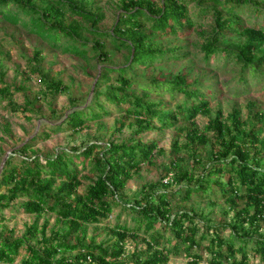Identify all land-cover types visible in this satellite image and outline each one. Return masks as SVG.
I'll list each match as a JSON object with an SVG mask.
<instances>
[{"label": "trees", "instance_id": "16d2710c", "mask_svg": "<svg viewBox=\"0 0 264 264\" xmlns=\"http://www.w3.org/2000/svg\"><path fill=\"white\" fill-rule=\"evenodd\" d=\"M33 1L0 0V16L11 5L20 7L11 20L17 24L35 17L31 32L42 35L54 45L63 35L75 34L76 26L67 28L62 22L49 21L51 17L63 16L69 7L73 15L81 19H93L94 23L101 20L73 8L67 0H58L56 3L60 7L45 9L33 5ZM194 3L199 10L196 18L214 16L213 35L202 48L207 60L224 51L242 62L245 68L256 71L257 66L264 65V29L244 26L237 13V8L243 5L260 11L258 5L264 4V0H164L160 3L122 0L123 15L113 33L97 35L112 38L118 49H130L133 63L148 68L164 55V51L154 48L155 37L187 36L194 29L196 23L189 9ZM203 4H214L215 8L203 7ZM234 33L246 38L240 49L231 51L218 45ZM95 46L100 50V59L108 60L104 43L99 41ZM70 51L84 54L73 47ZM186 55L168 58L180 60ZM129 71V67L108 69L109 73H118L120 88H110L103 96L111 105H127L126 115L139 122L138 134L174 127L182 115L191 122V126L180 129L186 133L184 147L195 154L207 144V135L194 126L193 120L199 114L210 112V101L199 91L183 86L185 76H177L178 82L164 87L162 82H153L157 92L163 88L183 94L188 103L187 106L178 105L176 111L161 112L158 108L163 104L145 100L149 90L142 97L127 91L133 83L127 76ZM34 72L44 76L38 69ZM48 87L56 95L64 89L60 80L53 81ZM13 97L10 87L0 88V102L7 101V108L13 113L25 112L14 104ZM109 114L105 105L97 100L84 109L71 112L62 128L65 125L67 130L78 133L88 122L101 120ZM253 117L257 119L258 127L250 131L238 110L226 118L218 114L209 121L205 131L215 132L218 150L212 155L211 168L203 167L201 173L196 169L188 170L181 164L183 159L176 158L182 145L175 141L171 150L172 181L147 183L142 186L140 197L132 202L126 200V204L121 203L120 195L127 183L143 165L150 164L155 155L163 154L158 141L143 143L138 140L132 145L112 143L107 147L90 145L83 151L31 156L28 152L33 150L35 142L46 141L51 134L45 132L32 137V141L17 149L20 158L10 157L0 175V264H15L22 248L26 255L20 264H169L172 256L181 255L188 258V264H251L255 260L264 264V171L261 169L264 138L260 137L264 113L256 112ZM50 128L56 132L61 126ZM86 170L94 173L96 178L90 180L81 195L79 188L85 179H89L84 174ZM174 183L179 185V190L170 191ZM3 187L7 192L1 193ZM193 197L209 199L212 204H215L214 199H223L234 212L232 221L211 226L196 221L198 215L195 212L174 210V203L182 204ZM19 199L24 200L19 205L21 210L34 216L35 222L27 227L24 236L15 237L12 230L4 231L6 217L3 211ZM119 204H123L130 220L121 221L118 217L112 224L111 215ZM49 214L56 216V226L51 229L47 218L39 225V219ZM129 221L134 225L130 226ZM91 225L102 226V232L110 239L97 243L92 237L88 241ZM226 231H229L227 237ZM72 236L74 242L70 239ZM129 240L140 241L143 248L129 253L126 249Z\"/></svg>", "mask_w": 264, "mask_h": 264}, {"label": "rangeland", "instance_id": "374dc122", "mask_svg": "<svg viewBox=\"0 0 264 264\" xmlns=\"http://www.w3.org/2000/svg\"><path fill=\"white\" fill-rule=\"evenodd\" d=\"M58 0H35L33 5L40 9L46 7H60ZM73 8L101 18L98 23L93 19H81L73 15L71 7L65 14L58 18H50L51 22H62L65 27L76 26L74 36H62V39L54 45V42L47 40L40 34L31 32L34 18L26 19L15 24L11 19L20 11L16 5L9 6L6 13L0 16V88L10 87L14 93V104L25 109L13 113L7 108V101L0 102V175L7 160L13 156L20 158L17 149L25 143L32 141V137L45 132L51 137L43 142H35L33 150L28 155L52 156L60 152L83 151L90 145L106 146L107 144H134L138 140L143 143L158 141L163 154L155 155L150 164L142 166L139 173L127 183L126 188L121 192V203L126 200L134 201L140 197V190L147 183L172 181L174 177L172 168L171 150L175 141L182 145L177 159H183L182 165L188 170L203 172L202 168H211L212 155L218 150L216 145L215 132L205 131L209 121L214 120L218 114L223 118L240 111V118L247 123V131L258 127L257 119L253 116L256 112L264 113V65L257 66L256 71L252 68H245L244 64L234 56L224 51L210 59H206L202 48L207 45L213 35L214 16L210 14L205 18H196L198 15L197 4L189 6L193 20L194 29L187 36L155 37L153 45L155 49L164 51L154 65L144 68L132 61L130 49H118L110 37H102L97 34L113 33L118 19L123 15L121 9L122 0H67ZM157 3L164 0H151ZM203 7L215 8L214 4H203ZM257 8L243 5L237 8V13L246 27H257L264 29V4ZM220 10V7L217 8ZM195 15V16H193ZM104 43L105 50L109 53L108 60L100 59V50L96 48L97 42ZM246 42L243 35L232 34L218 44L220 47L236 51ZM81 49L84 54H78L70 49ZM173 52V53H172ZM187 54L180 60L169 59L173 55ZM128 77L133 80L131 87L127 90L135 97L144 96L148 90L146 101L150 103L163 104L158 108L161 112H173L178 105H185L186 97L177 92H170L159 88L154 90L153 82H162L163 85H170L178 82L177 76L186 77L183 86L192 91H199L210 101V112L199 114L193 121L194 126L205 133L208 142L199 148L197 153L191 152L184 147L187 143L185 132L181 128L191 126V122L185 120L182 115L174 127L164 130H150L138 134L140 127L137 118L126 115V107L114 106L106 102L103 93L110 88H120L117 80V72H108V69H128ZM38 69L41 75L34 72ZM107 73L108 76H105ZM62 81L63 91L54 94L48 85L53 81ZM48 84V85H47ZM147 89V90H145ZM153 89V90H152ZM105 105L109 115L101 120L90 121L84 130L72 133L62 128L67 116L76 109H84L95 101ZM188 116V115H187ZM30 118V120L28 119ZM158 126L159 123L155 122ZM51 126L61 129L53 132ZM262 132L260 137L264 138V123L260 126ZM97 150H100L98 148ZM178 162V161H177ZM264 171V160L261 163ZM89 179H85L79 188V193H85L91 179L95 174L89 170L84 172ZM179 190V185L173 184L170 191ZM162 191V190H161ZM7 192L3 187L1 193ZM215 204L209 199L193 197L190 201L182 204L174 203V210L195 212L198 217L196 221L201 224L207 223L211 226L230 223L234 212L221 198L214 199ZM19 199L12 204V207L3 211L6 217L4 231L12 230L15 237H22L27 227L35 222V217L24 213L20 208ZM119 204L114 209L110 221L114 224L117 218L121 221L130 220V215ZM49 220V229L56 226V216L47 215L39 219V225ZM129 225L134 223L129 221ZM102 226L91 225L88 228V241L95 237L97 243H104L110 239L109 235L102 232ZM50 231V230H49ZM49 234V232H48ZM226 237L229 231L224 234ZM71 241H75L72 236ZM143 244L127 242L126 249L129 253L142 249ZM26 255L25 248H22L21 255L15 264H20ZM169 264H188V258L184 255L172 256ZM205 264V263H201ZM251 264H259L258 260Z\"/></svg>", "mask_w": 264, "mask_h": 264}]
</instances>
